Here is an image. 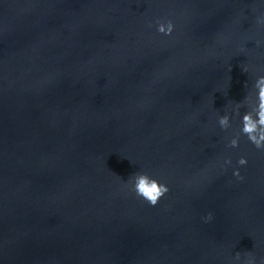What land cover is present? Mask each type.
<instances>
[{
	"label": "water",
	"instance_id": "1",
	"mask_svg": "<svg viewBox=\"0 0 264 264\" xmlns=\"http://www.w3.org/2000/svg\"><path fill=\"white\" fill-rule=\"evenodd\" d=\"M262 76L264 0H0V264H264Z\"/></svg>",
	"mask_w": 264,
	"mask_h": 264
},
{
	"label": "clouds",
	"instance_id": "2",
	"mask_svg": "<svg viewBox=\"0 0 264 264\" xmlns=\"http://www.w3.org/2000/svg\"><path fill=\"white\" fill-rule=\"evenodd\" d=\"M172 28L173 25L171 21H169L167 27H165L164 24H160L158 27V31L170 34ZM261 81H264V76L259 78L258 83H260ZM259 97L260 105L259 112L257 113L259 119L253 120L251 113H245L243 116L242 128V132L246 134L248 139L258 148L264 146V130H261L259 137L255 135L257 125H260L261 128L264 129V86H261L260 88ZM220 123L222 126H226L228 123L227 117L221 118ZM237 144L238 139H233L231 141V146L235 147L237 146ZM227 162L230 163V161ZM238 163L243 165L247 163V160L245 157H241ZM234 175L239 176L238 169L234 172ZM132 179V187L136 194L148 201L153 206H155L158 203L159 199L169 191V188L166 184L161 183L159 180L149 176L144 172L135 174ZM208 219H211V213H209ZM237 257H239V254H237Z\"/></svg>",
	"mask_w": 264,
	"mask_h": 264
}]
</instances>
